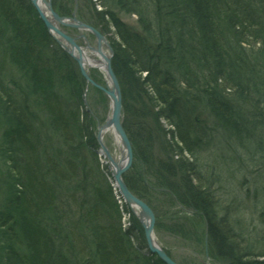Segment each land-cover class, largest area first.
I'll use <instances>...</instances> for the list:
<instances>
[{
  "label": "rangeland",
  "instance_id": "rangeland-1",
  "mask_svg": "<svg viewBox=\"0 0 264 264\" xmlns=\"http://www.w3.org/2000/svg\"><path fill=\"white\" fill-rule=\"evenodd\" d=\"M24 1L32 4L31 0ZM51 1L50 7L60 17H63L64 21L60 23L50 11L46 14L54 20V26H57L59 31L71 38L75 37L74 41H80H76V44L82 50L84 58L89 59V62L83 64L89 80L81 74L78 62L70 55L73 73L76 74L74 90L71 88L72 83L68 81L61 69L56 70L52 67L47 69L52 70L53 73H42L44 78L41 77V80L45 82L46 87L33 91L31 86L38 75L33 78L30 77L32 75L30 73L25 77L22 75L24 68L26 69L28 65L24 66L26 62L8 58L6 64L2 65V67L5 66L3 71L5 70L7 74L2 77L4 81L2 89H5L10 99L8 101L3 95L4 102L0 101V184L5 180V174L7 177L9 175L7 151L8 146L12 144L6 145L8 142L5 135L7 130L16 126L17 123V117H11L9 109L21 108L22 118L26 119L24 122L30 125L29 130L31 132L34 129L38 130H35L36 134H33V138L30 133L25 135L30 144L32 143L37 149L34 150L35 153L42 152L40 156L35 157V160L39 161L40 157L42 159L52 154L54 161L60 158L72 161L79 173L84 171L85 175L87 174V194L90 191L93 192V196L96 192L107 194V187L110 186L119 204L122 225L126 228L131 224L130 215L123 206L124 199L114 182L113 167L104 151L100 153L102 148L100 145L108 150L114 162L121 160L125 164L127 154L121 141L116 139L118 134L113 126L103 129L99 134L100 127L113 115L110 98L106 95L111 81L106 69L103 68L104 64H101L103 59L100 51L110 53L113 58V43L120 42L121 39L118 34L114 33L112 27L109 26L111 29L106 32L102 24L99 25L96 21L101 19L98 12L101 14L110 12L115 18L122 20L129 26L128 28L133 29L134 48L136 47L137 51L143 53V46H147L150 50L148 57L150 54L156 57L155 68H163L167 66L170 46L163 45V41L159 42L161 28L158 24H151L146 30L143 23H140L139 17L140 12L142 16L149 15L152 18L154 13L151 10L146 13L145 9L152 8L157 0H106L108 2L106 7H104L105 0ZM219 1L207 0V5L205 4L206 9L212 8L215 12L214 21L210 24L214 25L218 31L210 32V41L198 47H196V41L183 37L182 41L185 42L179 46L187 48L183 51L185 55L182 53L184 57L186 56L184 64L183 61L170 64L177 65V68L187 65L191 72L195 71L200 75V82L203 86L196 89L177 86L179 91L175 99L177 108L173 109L175 114L177 112V116L172 115V111L170 113L164 104L161 105L158 102L152 90L146 89L147 92L138 89V85L142 86L138 76L144 78L147 72L134 74L133 68L124 71V76L130 81L125 98L122 97L119 78L115 73L121 90L119 120L126 133L125 121L127 122L129 126L127 128L135 137L144 156L141 158L136 155L134 144L131 142L132 160L122 172L121 177L123 180L124 177L132 180L135 188L142 194H148L154 205L158 207L159 212L153 227V239L161 248L167 249L169 257L178 264H225L211 251V234L207 217L210 218L209 224L217 230H224L225 236L230 239V247L237 254L238 251L246 249L244 246L247 244L250 246V253L254 256L264 252V20L258 26L259 31H253L245 25L240 26L238 25L240 20H237L240 15L245 18L258 15L260 9L264 7V0H228L230 5L234 4L233 8L226 4L227 1ZM210 13L212 14L211 11ZM173 15L178 14L173 13ZM104 18L107 20L106 15ZM168 20L172 19L169 17ZM175 20L177 22V16ZM233 24L237 25V29H232ZM43 26L45 27L44 22ZM227 26H230V30ZM173 27L170 29L172 34L179 28ZM243 28L247 33H254L256 44H254L256 41L239 43L238 39L234 38ZM46 31L57 45H59V40L66 41L55 31L51 30V33L47 29ZM7 37L10 39H6L5 42H8L7 44L11 47L16 45L13 46L16 48L17 45L23 44L16 38V41L12 43L13 35L10 30ZM0 38L3 39V35L0 34ZM142 40L147 43L142 44ZM55 43H48V46H51L53 50L52 46H55ZM0 47H5L3 41ZM19 48L21 52L24 50L22 47ZM130 50L132 51L126 46L121 49L123 56L127 57ZM75 53L79 55L76 48ZM10 67H13L12 75H10L13 78L16 77L13 83H10L8 78L11 77L8 75ZM51 75L55 76L58 84L56 90L62 102L60 123L63 127L65 126V135L51 125L52 118L57 117L55 115L57 106L55 107L53 102L48 103L46 100L44 102L35 96H48V100L56 101L57 96L54 97L46 83L48 79L52 80L49 78ZM69 80H71L70 77ZM81 84L83 85L81 101L83 104L76 97ZM208 90L214 93L215 100L209 98ZM124 100L126 113H124ZM220 102L228 108L226 113L219 107ZM180 110L183 111L179 117ZM85 111L88 114L87 118L83 119L87 120L88 130L92 131L91 141H87V134L80 137L76 125L79 124L77 115L82 116ZM242 113L244 116L249 113L253 114L261 122L260 126L257 128L255 125H252V128L244 127L241 121L237 120ZM177 117L181 122H178ZM173 120L178 123L179 130L171 124ZM75 127L76 132L74 133ZM173 132L187 139L188 144H186L190 151L184 147V143L182 144L178 137H174ZM97 136L102 144H99ZM16 142L17 139H14L13 143L16 144ZM167 145H169L168 148ZM182 145L184 150L179 152L178 149L182 148ZM79 173L75 177V185L81 176ZM129 186L132 187V185ZM0 188H2L0 189V209H4L2 190L6 186ZM177 190L182 194L186 193V196L183 195L188 199L186 200L188 204L183 202L182 204L179 200L168 202V195L174 197L173 194ZM90 198L94 199L92 195ZM178 208L179 211L182 209L184 212H179ZM134 217L140 224L144 244H146L142 224L137 215ZM184 228L188 229V232ZM132 235L135 237L134 240L132 239V244L141 246V234L137 227ZM240 246L241 249H239ZM142 250L150 253L145 248ZM153 255L157 258L155 254Z\"/></svg>",
  "mask_w": 264,
  "mask_h": 264
},
{
  "label": "trees",
  "instance_id": "trees-1",
  "mask_svg": "<svg viewBox=\"0 0 264 264\" xmlns=\"http://www.w3.org/2000/svg\"><path fill=\"white\" fill-rule=\"evenodd\" d=\"M220 1H227L226 4L229 7H234V4L230 5L228 0ZM106 4L108 2L105 0L104 7H106ZM205 4L207 5V0H157L152 8L145 9L146 13L150 12V10L154 13L152 18L149 15L142 16L139 12L140 23H143L142 25H144L145 29L148 30L151 24H158L161 28V36L158 38L160 39L159 42L163 41V45L170 46L168 49L170 52L167 54L169 58L167 59V66L163 68H155L156 57H154V54H150L148 57L150 50L147 46H143L145 51L143 53L137 51L136 47L134 48L132 41L135 39V35L131 27L128 28V25L124 24L119 18H115L110 12H104L103 14L98 12L101 19H97L98 22L96 21V23L102 24L101 26L106 32L112 27L114 33L118 34L121 39L120 42L115 41L113 43L112 68L119 78L123 98L126 97L128 85H130V81L124 76V71L132 70V68L134 74L143 71L147 72L144 78L138 76L141 81L139 83L142 85L141 87L138 85V89L142 91H147L146 89L152 90L156 94L158 102L161 105L164 104L166 110L170 111V113L172 111V115L175 114L173 109L177 108L175 100L179 92L177 86L181 85L185 89L186 87H191L190 89L203 87L200 82V75L195 71L191 72L187 65L177 68V65L170 64H178L179 61H183L182 63L184 64L186 56L184 57L182 53L187 48L179 46V44L182 45L185 42L182 41L183 37L188 40L193 39L196 41V47H198L202 46L203 43L209 42L210 32L217 30L214 25L210 24L214 21L215 12L212 8L206 9ZM173 13L178 15H173ZM104 15H106L107 20ZM175 16L178 17L177 22L179 24L176 22ZM169 17L172 19L171 21L168 20ZM237 20H240L238 25H245L253 29V31H259L258 26L264 20V7L254 17L252 15L245 18L240 15ZM173 26L179 28L172 34L170 29L174 28ZM232 27V29H237V25L233 24ZM227 29L230 30V26H227ZM9 30L13 35L12 43L16 41V38L23 42L22 45H17L18 47L14 48L13 46L16 45L11 47V45L7 44L8 42H5L6 39H10L7 37ZM0 34L3 35V39L0 38V44L2 41L5 44L4 48L0 47L1 103L4 102L3 95L6 96L8 101L10 99L9 94L5 92V89H2L4 87L2 77L7 75L5 70L3 71L5 66L2 67V65L6 64L8 58L18 62H26L24 66L28 64V69L25 66L26 69L24 68L23 70L22 75L24 77L28 73L32 74L31 78L38 75L34 78L35 81H33V86H31L33 91L42 90L44 86L46 87L41 77L44 78L42 73L51 72L52 74V70H47L51 67L56 70L61 69V72L66 74L68 81L72 83V90L75 89L76 74L74 75L73 73L71 57L52 40L32 4L24 0H0ZM232 34L236 35L235 33ZM253 35L254 33H247L243 28L234 38L238 39L239 43H252L256 41V37ZM51 42L55 43V46H52L53 50L51 46H48V43ZM141 42L144 45L147 43V41L143 40ZM256 43L257 41L254 42V44ZM125 46L132 49L127 57H124V53L121 51ZM220 46L222 45L220 44ZM19 47L24 49L23 53ZM141 54H144L143 56L145 57L143 58ZM151 65L153 66L151 67ZM10 69L9 76L12 75L13 67H10ZM152 75L153 78H151ZM69 77L71 80H69ZM8 78L10 83L16 80V77L13 78V76ZM49 78H52V80L48 79L46 83L48 89L53 92L54 97L57 96L56 101L54 99L48 100V96H35L39 100L44 102L46 100L48 103L53 102L55 107L57 106L56 109L54 108L57 111L55 113L57 117L52 118L51 125L65 135V126L63 127L62 123H60L62 102L56 90L58 84L54 75L49 76ZM78 90L76 97L81 102L82 84ZM208 91L210 92L211 90ZM208 95L210 99L215 97L213 92ZM123 103L125 105V100ZM219 107L224 109L225 113L227 112L228 108H225L221 102ZM178 108L180 109V107ZM9 111L11 117H17V123L16 126L7 130L8 132L5 135L8 142L6 145H12L8 146L7 151L9 155L7 158L9 175L7 177V174H5V180L0 184V187L6 186L2 190V193H4L2 206L4 209H0V264H164L160 259L155 258L153 254L142 250L143 248L147 250L142 229L138 220L130 213L125 203H123V206L130 215L131 224L126 228L123 227L119 204L110 186L107 187L108 195L106 192L102 194L96 192L93 196L91 191L87 194V174L85 175L84 171L79 173L78 168L73 165L72 161L65 158L54 161L53 157L49 158L46 154L47 158L42 157L41 159L40 157L39 161L35 160V157L40 156L42 152L40 154L36 152V155L34 150L37 149L34 148L32 143L30 144L29 139L25 135L30 133L33 138V134H36L38 130L34 129L33 132L29 130L30 125L24 122L26 119L22 118L23 113L21 111L23 110L21 108L16 109L14 107V109L11 108ZM126 111L125 105L124 113ZM181 111L183 110L178 113L179 117L181 116ZM87 114L86 111L82 113V116L78 114L77 122L79 121V124L77 123L76 125L78 126L80 137L82 138L83 135L87 134V141H91L93 138L92 131L88 130L87 120L83 119L87 118ZM175 116H177V112ZM177 119L178 122H181L180 118L177 117ZM237 120L241 121L246 128H252V125L257 128L261 124L257 117L250 113L246 116L242 113ZM31 122L33 123L32 120ZM171 124L179 130V125L175 120ZM233 124L235 125V123ZM127 127L129 126L125 121V128L131 142L134 144L136 155L141 158L144 157L138 142ZM73 132H76V127ZM173 133L174 137H178L180 142L184 143V147L190 151L187 139L181 137L180 134L178 136L175 132ZM14 139H17L16 144L13 143ZM168 146L166 147L168 148ZM184 147L182 145V148H179L178 151L182 152ZM77 173L81 176L75 185ZM124 181L133 194L146 201L155 210L154 212L157 216L158 207L154 205L148 194H142L140 190L135 188L132 180L124 177ZM129 185H132V187ZM183 194L185 195L186 193L183 192ZM183 194L177 190L173 194L176 197L168 195V202H177L179 200L180 203L188 204L186 201L188 199L183 197ZM91 195L95 200L90 198ZM97 195L99 196L97 197ZM179 212L184 211L180 209ZM207 219L210 223V218L207 217ZM209 223L211 251L215 256L221 258L225 264L264 263V258L261 259L264 257V252L254 256V254L250 253V246L247 244L244 246L246 249L238 251L237 254L230 247V239L225 236L224 230H217ZM136 227L139 229L142 239V245L139 247L132 244V239H135L132 234ZM184 229L188 232V229ZM143 245L144 247H142ZM241 248L240 246L239 249ZM164 250L168 254L167 249L164 248ZM2 260L4 261L3 263L1 262Z\"/></svg>",
  "mask_w": 264,
  "mask_h": 264
},
{
  "label": "water",
  "instance_id": "water-1",
  "mask_svg": "<svg viewBox=\"0 0 264 264\" xmlns=\"http://www.w3.org/2000/svg\"><path fill=\"white\" fill-rule=\"evenodd\" d=\"M37 1L38 0H31L33 6L36 8L37 13L39 15V17L41 18V20L44 22V25L46 27V29L48 31L51 32V30L55 31L56 33H58L59 35H61L62 37L65 38L66 42L69 43L72 47L71 50H69L67 47V51L70 53V55H72L76 61L79 64L80 67V71L81 74L87 79L89 80L84 68H83V64L84 62H88V60L86 58H84V54L82 52V50L80 49V47L74 42L73 38L65 35L63 32L59 31L57 26H54V24L50 23L46 17L43 15L42 11H41V6L37 5ZM40 2H42V4L44 5V10H48L50 11V13L52 14V16L57 19L60 23L64 21L63 17H60L56 12H54V10H52V8L50 7L51 3L50 0H39ZM68 25V23H66ZM81 25V24H80ZM96 34H98L95 30H93ZM74 48H76L78 50L79 55H76L74 52ZM100 55L105 59L103 68L106 69V73L107 76L110 78V87L108 88V90L106 91V94L109 96V100L111 102V107L113 110V115L111 118L108 119V121L102 125L99 129V134H101V131H103V129L108 128L109 126H113V128L115 129L116 133L118 134L116 137L119 138V140L121 141L124 150L126 151L127 154V158H125V164L121 162V160L119 162H114L111 158V156L109 155L108 150L103 146L100 145L101 151H104L106 156L109 159L110 164L112 165L113 171H112V176L114 178V182L116 184V186L119 188V192L121 193L123 199L125 200V202L129 205V207L132 209V206H136L139 210V212L141 214H144L145 216V221H143L139 216L138 219L140 220L143 230H144V237H145V241H146V245H147V249L150 253L152 254H156V256L162 260L165 264H177L175 261H173L167 254L166 252L157 244V242L153 239V227H154V215L152 212V209L140 198H138L137 196H135L127 187V185L125 184L124 180L121 177L122 172L130 165L131 160H132V146L130 143V140L128 138L127 133L125 132L123 126H122V122L119 120V116H120V111H121V90L119 87V83L117 80V77L115 75V73L112 70L111 67V58L110 56H106L104 55L101 51H100ZM84 58V59H83ZM93 83V82H92ZM96 86H98L96 84ZM97 140L100 143V138L99 136H97ZM124 164V165H123ZM116 170V171H115Z\"/></svg>",
  "mask_w": 264,
  "mask_h": 264
},
{
  "label": "bare ground",
  "instance_id": "bare-ground-1",
  "mask_svg": "<svg viewBox=\"0 0 264 264\" xmlns=\"http://www.w3.org/2000/svg\"><path fill=\"white\" fill-rule=\"evenodd\" d=\"M41 3H42V2H40L39 0L37 1V5H38V6H41V8H42L41 11H42L43 15L46 17V19H47L50 23L55 24V23H54V20H52V19L50 18V16H49L48 14H46V12H44V11H45V10L43 9L44 6H43V4H41ZM101 64H104V61H103V60H102V63H101ZM111 66H112V65H111ZM116 139L119 140V138H117V137H116ZM100 153H101V152H100ZM48 157L51 158V157H52V154H50ZM113 168H114V167H113ZM114 169H115V168H114ZM115 171H116V170H115ZM183 197H184V196H183ZM132 211H133L137 216H139L143 221H145V216H144V214H141L136 206H132ZM154 211H155V210L152 209V212H153L154 218H156V213H155Z\"/></svg>",
  "mask_w": 264,
  "mask_h": 264
},
{
  "label": "flooded vegetation",
  "instance_id": "flooded-vegetation-1",
  "mask_svg": "<svg viewBox=\"0 0 264 264\" xmlns=\"http://www.w3.org/2000/svg\"><path fill=\"white\" fill-rule=\"evenodd\" d=\"M102 29V28H101ZM75 34V33H74ZM74 36H76V37H78L79 35H74ZM75 38V37H74ZM76 39V38H75ZM77 42L79 41V40H76ZM80 42V41H79Z\"/></svg>",
  "mask_w": 264,
  "mask_h": 264
}]
</instances>
